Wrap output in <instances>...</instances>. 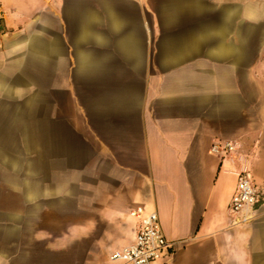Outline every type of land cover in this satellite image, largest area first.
<instances>
[{"label":"crops","instance_id":"0c3cea01","mask_svg":"<svg viewBox=\"0 0 264 264\" xmlns=\"http://www.w3.org/2000/svg\"><path fill=\"white\" fill-rule=\"evenodd\" d=\"M137 207L154 264H264V0H0V264H125Z\"/></svg>","mask_w":264,"mask_h":264},{"label":"built area","instance_id":"2783aa9c","mask_svg":"<svg viewBox=\"0 0 264 264\" xmlns=\"http://www.w3.org/2000/svg\"><path fill=\"white\" fill-rule=\"evenodd\" d=\"M237 148L235 142L220 141L213 145L212 150L222 158H226L236 157ZM235 173L237 184L229 210L232 215L237 216V224H245L256 216L263 195L246 167L240 168ZM131 214L138 219L134 242L115 251L111 258L123 261L125 264H154L171 251L174 242L166 238L155 212L146 213L142 207H137Z\"/></svg>","mask_w":264,"mask_h":264}]
</instances>
